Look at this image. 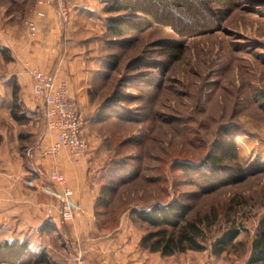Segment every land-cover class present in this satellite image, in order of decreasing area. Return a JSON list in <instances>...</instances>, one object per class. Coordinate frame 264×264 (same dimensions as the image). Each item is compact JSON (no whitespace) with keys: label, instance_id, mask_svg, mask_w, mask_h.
Wrapping results in <instances>:
<instances>
[{"label":"rangeland","instance_id":"374dc122","mask_svg":"<svg viewBox=\"0 0 264 264\" xmlns=\"http://www.w3.org/2000/svg\"><path fill=\"white\" fill-rule=\"evenodd\" d=\"M0 2L12 15L8 19V12L0 10V31L6 27L23 41H34L38 33L30 36L25 22L41 9L46 12L45 0ZM113 2H86L95 11L81 15L72 37L63 28L62 58L55 63L60 66L66 53L82 57L80 72L65 81L83 117L88 178L95 190L92 218L78 222L74 203L71 221L60 218L57 228L42 230L59 214L61 190L49 182L48 173L41 184L33 175L22 193L27 198L41 186L39 210L45 222L23 241L32 254L45 253L49 264H106L107 255L126 242L138 243L145 252L140 248L145 227L133 222L132 211L181 201L195 214L211 208L220 214L212 242L229 227L230 217L242 229L229 253L217 257L209 247L188 255L202 264H246L264 218V0H185V9L175 8L170 17L122 37L109 30V19L116 15L107 8ZM75 11L73 3L70 22H61L64 27L75 21ZM136 18L137 25L145 19ZM69 39L75 41L66 46L71 52L65 48ZM33 70L39 69L24 61L16 46H0V130L8 132V149L20 151L27 161L28 154L44 159L39 148L48 132L45 108L27 114L28 123L9 122V111L19 80H26L37 98ZM55 71L47 75L55 79ZM19 105L18 115L28 113ZM220 144H233L235 158L224 161L215 175L222 181L237 179L204 196L200 185L210 176L209 159L219 156ZM6 175L0 164L1 195ZM14 264L37 263L31 258Z\"/></svg>","mask_w":264,"mask_h":264},{"label":"crops","instance_id":"0c3cea01","mask_svg":"<svg viewBox=\"0 0 264 264\" xmlns=\"http://www.w3.org/2000/svg\"><path fill=\"white\" fill-rule=\"evenodd\" d=\"M81 1L84 2L81 3ZM87 1L90 2L91 0L75 1V21H72L68 27H64L60 22L57 11L51 5V0H45L47 18L39 23V31L36 39L32 42L23 41L21 38H18L19 34L14 36V32L5 27L0 31V46L6 47L8 50H10V46H16L18 52L22 54L24 61L30 62L31 66L38 68L46 74H50L56 70L55 81L57 83L65 81L69 79V77H74V75L80 72L79 68L82 57L73 58L71 57V53H66L65 59L60 66H55V63L62 58L64 29L67 30L65 32V34L67 33L66 36L72 37L81 15L90 14L95 11L96 8L87 4ZM6 7L7 4L0 2V10H4L6 13L8 12V14L4 13L6 14L4 16L11 19L12 15H9V10L7 11ZM74 42L75 41L72 39L68 40V43L65 44L67 51L69 50L68 47H71ZM67 45L68 47H66ZM69 52H71V49ZM17 85L19 86L18 94L22 97L20 103L22 102L26 112L28 111V113H22V116L25 118L24 121L28 123L30 119L27 114L29 115L30 113L32 116L38 115V110H40L39 108L43 103L40 99L30 95L29 89L26 87V80H19ZM13 92L14 90L12 88L9 122L12 123L15 121L20 123L16 121L11 114L13 108ZM44 134H46V130ZM54 140L55 135L47 132L42 141L44 144L43 147L47 148L51 146ZM8 143V132L0 130V148L4 146V149L0 150V164L6 166L7 169V182L2 189L5 193L2 195L0 194V242L23 241L28 237V232L31 234L36 228L44 224L45 218L39 210L40 200L38 194L40 195L41 186H37L36 192L28 194L29 196H27V198L22 192L26 189V182L33 180L31 176L35 175L37 179H40L39 183L41 184V178L44 172L46 174L53 169H58L65 175L68 187L75 193L74 203L78 215H80L81 218L77 221H88L92 218L91 212L94 205L95 190H93L89 184L90 180L88 178L87 167L88 157L75 161L67 151H62L55 158L44 159H34L32 158V154H28L27 157H31V160L27 161L21 156L20 151L15 149L10 151V149H8ZM46 193L49 194V191L47 190ZM14 198H16V202H18L16 205L14 204ZM57 213L55 212L54 217L51 218L53 224L56 225L60 222L61 218ZM81 232L84 231H79L78 233L82 234ZM189 253L195 254L196 252H187L186 254L175 255L164 259L160 256L140 251L138 249V243L134 244L128 242L127 244L126 242L125 245H121L117 250L113 249L112 256L107 255L106 264H202L199 259L197 260L195 257H192V255H188ZM189 258H192V260ZM207 262L209 263V261ZM210 262L209 264H212V261ZM208 263L203 262V264Z\"/></svg>","mask_w":264,"mask_h":264},{"label":"trees","instance_id":"16d2710c","mask_svg":"<svg viewBox=\"0 0 264 264\" xmlns=\"http://www.w3.org/2000/svg\"><path fill=\"white\" fill-rule=\"evenodd\" d=\"M185 0H114L107 8V13L116 15L109 19V30L117 37H122L128 31H142L148 22H156L159 17H170L175 8H184ZM143 15L141 25H137L134 19ZM12 117L19 122L25 120L18 115V90L17 83L13 85ZM233 144H220L217 148L218 157L209 159L207 170L210 174L205 177L200 190L204 196L210 195L221 187L235 183V177L228 176L225 181L216 177V172L221 170L224 161L235 158ZM201 166V168H203ZM217 178V179H216ZM109 193L113 192L108 188ZM107 205V202L105 203ZM133 222L145 227V234L141 238L140 248L150 254L159 255L162 258H170L187 252H205L211 249L214 256L220 257L229 253L234 247L241 228L236 225L235 219H228V228L212 242V229L219 223L220 214L212 208L202 214L194 213L193 207L181 201H174L164 206H155L150 209L132 211ZM47 226L57 228L53 223ZM35 260L37 264H49L45 253L32 254L27 241L0 242V264H14L27 259ZM246 264H264V218L260 221L256 234L252 240L249 257Z\"/></svg>","mask_w":264,"mask_h":264},{"label":"built area","instance_id":"2783aa9c","mask_svg":"<svg viewBox=\"0 0 264 264\" xmlns=\"http://www.w3.org/2000/svg\"><path fill=\"white\" fill-rule=\"evenodd\" d=\"M76 0H55L54 6L60 22L64 25L71 20L72 4ZM53 4V3H52ZM40 5H45L43 1ZM45 10L37 11L34 16L25 22L26 31L32 37L38 33L39 23L46 19ZM33 93L40 99L45 108V118L48 132L55 135V140L49 147H40L42 158H55L62 151H67L71 158L79 161L88 152L87 140L82 135L83 117L80 106L70 94L66 81L56 83L50 75L39 70L32 71ZM49 181L61 190V206L59 214L64 221L74 218V191L68 187L65 175L58 169L48 173ZM54 210L49 209L52 216Z\"/></svg>","mask_w":264,"mask_h":264}]
</instances>
